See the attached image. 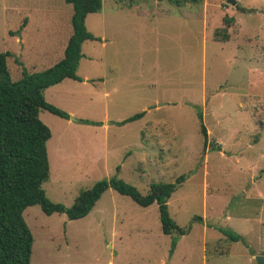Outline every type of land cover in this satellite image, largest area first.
Listing matches in <instances>:
<instances>
[{
  "label": "rangeland",
  "instance_id": "1",
  "mask_svg": "<svg viewBox=\"0 0 264 264\" xmlns=\"http://www.w3.org/2000/svg\"><path fill=\"white\" fill-rule=\"evenodd\" d=\"M236 1L240 10L226 0H102L87 15L97 39L81 45V80L44 94L69 119L39 112L51 131L42 187L69 207L102 179L145 194L183 175L167 204L190 230L171 252L176 234L162 232L157 204L109 188L79 219L27 207L30 264H256L264 256V0ZM72 13L65 0H0V52L9 53L12 81L64 56Z\"/></svg>",
  "mask_w": 264,
  "mask_h": 264
},
{
  "label": "trees",
  "instance_id": "2",
  "mask_svg": "<svg viewBox=\"0 0 264 264\" xmlns=\"http://www.w3.org/2000/svg\"><path fill=\"white\" fill-rule=\"evenodd\" d=\"M65 1L73 9L72 34L65 47L64 56L57 63L39 72L30 73L24 70L21 79L12 81L6 64L9 53L0 52V264H30L33 236L23 218V211L27 207L38 204L48 215L64 213L68 219H79L92 210L109 188L130 197L142 207L157 204L162 232L166 235L176 234L171 242L172 252L177 242L176 237L187 234L191 225L189 223L187 227H179L168 211V199L183 182V175L174 182L152 183L145 194L117 177L102 179L80 191L69 207L52 202L42 187L49 177L47 141L51 137V131L40 120L39 112L44 109L69 119L67 112L45 100L44 92L66 78L81 80L76 74L82 55L81 45L86 40L97 39L87 30L85 20L88 14L99 12L102 8V0ZM116 1H126L130 7L136 0ZM201 1L169 0L177 6ZM144 113H136L119 124L139 119ZM198 118L205 146L207 132L201 112H198ZM81 122L99 124L88 119ZM193 219L200 218L195 216ZM221 232L232 242L242 239L231 231Z\"/></svg>",
  "mask_w": 264,
  "mask_h": 264
},
{
  "label": "water",
  "instance_id": "3",
  "mask_svg": "<svg viewBox=\"0 0 264 264\" xmlns=\"http://www.w3.org/2000/svg\"><path fill=\"white\" fill-rule=\"evenodd\" d=\"M227 3L234 6L236 9L240 10L241 8L238 6L236 0H226ZM256 264H264V257L262 255H258L255 257Z\"/></svg>",
  "mask_w": 264,
  "mask_h": 264
},
{
  "label": "crops",
  "instance_id": "4",
  "mask_svg": "<svg viewBox=\"0 0 264 264\" xmlns=\"http://www.w3.org/2000/svg\"><path fill=\"white\" fill-rule=\"evenodd\" d=\"M67 42H68V41H67ZM61 59H62V58H61ZM48 89H49V88H48ZM46 90H47V89H46ZM46 90H45V91H46ZM44 94H45V92H44ZM44 96H45V95H44ZM182 236H183V235H182ZM250 257H251V256H250ZM250 257H249V259H250ZM263 257H264V256H263Z\"/></svg>",
  "mask_w": 264,
  "mask_h": 264
}]
</instances>
